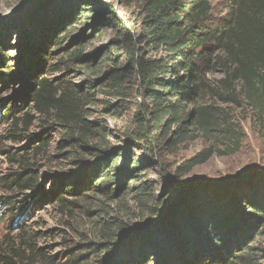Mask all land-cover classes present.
<instances>
[{"label": "trees", "instance_id": "16d2710c", "mask_svg": "<svg viewBox=\"0 0 264 264\" xmlns=\"http://www.w3.org/2000/svg\"><path fill=\"white\" fill-rule=\"evenodd\" d=\"M28 1L36 3L42 0ZM121 2L128 6L138 5L135 18H121L126 27L121 42L122 49L128 55V69L121 71L120 75L109 76L116 90L117 80L126 77L125 73L131 72L137 79L140 101L131 117V128L125 133V150L138 148L145 154L155 156L164 146L174 145L186 138L190 127L200 129L207 137L224 133L237 146L242 134L241 127L230 122L224 108L214 102H195L206 92L226 105L233 103L252 109L264 133V0H232L223 23L218 26H214L210 18L212 7L209 0ZM57 5H61V10L51 9L49 13L53 17L50 15L48 18L42 11V17L46 19L44 26L47 27L40 38H35L32 33L26 34L17 45L22 61L16 65L20 69L12 70L9 56L0 52V68L3 65L6 75L20 73L23 66L31 67L28 72L30 81H25L26 86L18 91H22L20 96L24 100L28 99L31 105L29 110L35 116L29 111L14 116L12 111L17 105L10 107L7 104L0 115L4 118L11 115L10 125L18 130L28 129L34 120L40 121L41 118L43 123L51 121L54 125L50 126L51 129L58 127L66 133L64 142L82 149L83 155L94 159L92 163L91 159L88 160L91 166L85 165L83 160L77 163L79 167L88 168L84 170L86 175L74 178L73 187L68 188L67 185L63 188L61 183L54 190L44 188L43 193L34 199L35 203L41 197L53 198L61 207L67 208L76 202L64 198L62 190L67 188L65 194L82 197L98 189L110 195V168L118 175L122 171L126 175H134L140 166L136 167V163L129 167L127 164L124 168L110 166L116 164L119 154H112L95 140L94 137L104 129L85 121L83 102L86 96L67 82L54 83L43 77L42 60L35 58L38 50L45 51L46 43L51 41L53 46L60 45L68 34L63 31V36L59 38L54 32L51 33L54 27L60 30L64 24L70 26L87 13L94 14V17L101 13L103 23L106 20L114 26L117 22L122 26L117 12L112 4L102 0H59ZM88 5H91L90 9ZM12 25L20 26V22ZM92 25H96V22ZM144 47L163 49L164 54L147 56L143 52ZM76 57V54H72L69 61H75ZM212 66H219L222 71V77L213 82L206 77ZM47 69L48 72L57 70L52 63ZM25 72L20 76L26 75ZM189 104L191 108L188 110ZM3 105L0 98V107ZM49 138L50 134L43 138L37 135L34 142L37 144L29 149L33 153H40ZM229 151L233 152L234 148ZM210 153L209 150L201 151L176 168L170 180L172 200L164 215L152 212L155 220H146L138 233L131 235L118 249L116 246L121 241L115 245L112 240L116 233L110 232L106 237L108 241L103 243V249L109 256L103 257L102 261L118 264H251L253 255L249 254L246 244L261 234L256 227L264 220V199L260 202L255 196L251 197L249 189L241 194L231 188L229 184L236 180H182L184 172L203 163ZM29 161L20 156L19 170L4 179L0 178V183L5 187L10 190L17 188L24 193V206H17V213L12 215L16 219L33 202V191L38 186V180L31 174L33 162ZM91 177L100 180L103 185L94 188ZM50 202L52 200H48L47 204ZM0 204L13 206L14 201L2 198ZM15 244L8 240L0 242V264H18L17 261L23 259V249Z\"/></svg>", "mask_w": 264, "mask_h": 264}, {"label": "rangeland", "instance_id": "374dc122", "mask_svg": "<svg viewBox=\"0 0 264 264\" xmlns=\"http://www.w3.org/2000/svg\"><path fill=\"white\" fill-rule=\"evenodd\" d=\"M102 1L112 4L122 26L118 22L114 26L106 20L103 23L101 13L96 17L87 13L74 20L70 26L64 24L60 30L54 27L51 33L54 32L57 37L63 36L65 31L68 34L60 45L53 46L51 41L46 43L45 51L38 50L35 58L42 60L43 77L54 83L67 82L80 91L81 95L86 96L83 102L85 121L92 126L100 125L104 129L100 135L94 137L95 140L112 154H119L116 164L110 166L124 168L127 164L129 167L136 163V167L140 166V169L134 172V175H126L124 171L118 175L110 168V195L98 189L96 192H87V197L74 196L72 193L65 194L66 188L62 190L64 198L74 200L76 204L63 208L55 199L42 197L34 203V199L43 193L44 188L47 191L54 190L61 183L63 188L67 185L68 188L73 187L74 178L84 175V170L88 168L79 167L77 163L83 160L85 165H89L88 160L91 159L92 163L94 159L83 155L82 149H76L64 142L63 140L67 139L66 133L58 127L51 129V121L43 123L41 118L40 121L34 120L28 129L18 130L10 125L11 115L8 118L0 115V178L4 179L19 170L18 160L20 156H24L30 163L33 162L31 174L38 180V186L33 191V202L21 211L17 219L12 215L17 213V206L22 205L24 193L17 188L10 190L0 183V200L4 198L14 201L13 206L0 204V242L8 240L23 249V259L17 261L18 264H118L102 261L107 255L103 249V243L108 241L107 235L110 232L116 233L112 240L116 245L125 235L135 236L146 220H155L156 216L152 212L163 214L172 200L169 193L170 180L176 168L201 151L211 152L208 159L184 172L182 180H236L229 184L231 188L240 193L249 189L251 197L255 196L260 202L264 199V133L254 112L250 108L233 103L226 105L210 92L200 95L195 102H214L224 108L230 122L241 127L242 134L237 146L224 133L207 137L200 129L190 127L186 138L175 142L174 145L164 146L155 156L145 154L138 148L129 151L124 149L125 133L131 128V117L140 101L137 79L133 73H125L126 77L117 80V93L109 76L120 75L121 71L128 69V55L122 49L121 42V35L126 27L121 18H135L138 5L128 6L121 0ZM231 1L209 0L212 7L210 18L214 26L223 23ZM23 4H27V0H0V52L9 56L12 70L20 69V66L16 65L22 61L17 45L23 37L32 33L35 38H40L45 32L47 26H44L46 19L42 17V11L50 18L54 16L49 13L51 9L55 8L59 12L61 10V5H57L59 0H51L43 7L18 14L5 21L6 17L16 13ZM92 6L95 7L93 4ZM88 8L90 9L91 5H88ZM14 22H20V26H13ZM95 22L96 25L93 26ZM143 52L151 57L164 54L163 49L148 47H144ZM72 54L78 57L70 62ZM51 63L57 68L54 72H48L47 67ZM30 68L23 66L20 73L9 76L4 73L5 69L1 65L0 98L4 105L0 107V113L6 104L10 107L17 105L12 111L14 116H20L25 111L30 112L28 99L24 100L20 96L22 91H18L26 86L25 81H30ZM22 72L26 75L20 76ZM206 77L212 82L221 78L220 67L212 66ZM187 108L189 110L191 105ZM48 132L50 138L46 146L40 149V153H33L29 148L37 144L34 143L35 137L39 135L43 138L49 135ZM232 148L234 151L230 152ZM90 181L94 188L101 185L100 180L96 178L91 177ZM142 193L143 195H140ZM48 200L52 202L47 204ZM256 228L261 234L254 236L246 244L249 254L253 255L250 263L264 264V220L257 224Z\"/></svg>", "mask_w": 264, "mask_h": 264}, {"label": "water", "instance_id": "95a60500", "mask_svg": "<svg viewBox=\"0 0 264 264\" xmlns=\"http://www.w3.org/2000/svg\"><path fill=\"white\" fill-rule=\"evenodd\" d=\"M49 1H51V0H42L40 2L32 3L31 1L27 0V4H23L16 13L12 14V16H16L18 14H21V13L27 11V10H32V9H35V8L43 7ZM12 16L10 15V16L6 17L5 21L7 19H10ZM165 212H166V210L164 211L163 215L165 214ZM129 236H131V235H125L124 239L121 240L122 243L119 244L120 243L119 242L118 243L119 245L117 244L116 249H118L124 242H126V240H128V238H130Z\"/></svg>", "mask_w": 264, "mask_h": 264}]
</instances>
